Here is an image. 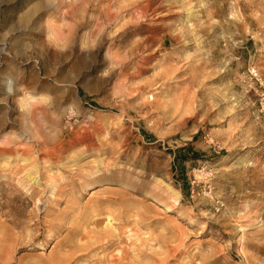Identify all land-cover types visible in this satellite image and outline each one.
Returning a JSON list of instances; mask_svg holds the SVG:
<instances>
[{"label":"rangeland","instance_id":"obj_1","mask_svg":"<svg viewBox=\"0 0 264 264\" xmlns=\"http://www.w3.org/2000/svg\"><path fill=\"white\" fill-rule=\"evenodd\" d=\"M0 264H264V0H0Z\"/></svg>","mask_w":264,"mask_h":264},{"label":"bare ground","instance_id":"obj_2","mask_svg":"<svg viewBox=\"0 0 264 264\" xmlns=\"http://www.w3.org/2000/svg\"><path fill=\"white\" fill-rule=\"evenodd\" d=\"M142 16V15H141ZM87 19V18H86ZM101 25V24H100ZM58 33V32H57ZM60 33V32H59ZM58 33V34H59ZM57 34V35H58ZM60 35H62V33L60 34ZM59 35V36H60ZM89 136V135H88ZM7 143H8V141H7ZM26 147V146H25ZM4 150V149H3ZM23 150V154H22V156L21 157H19L18 155L17 156H15V154H14V152H13V150L11 149L10 150V155H13L12 157L13 158H11L12 160L13 159H15V160H17V159H19L20 161H21V163L18 165V167H19V170L18 169H16L15 171H17L18 170V172L15 174V175H19L22 171H24V170H31L30 168H35L36 169V171H34V172H29V173H27L26 174V181H27V184H39L38 182H39V180H40V174H41V172L38 170V163H40V164H42L41 162H39L38 160L39 159H37V158H34L33 160H31V156H28L29 154V152H28V150H26L25 148L24 149H22ZM63 150H62V148H60V147H57L56 146V144L55 143H53V145L51 146V147H48V146H42V148H41V153H43L44 155H46V156H48V162L49 161H56V159L57 158H59V157H61L60 155H61V152H62ZM11 156H9V158H10ZM31 160V161H30ZM23 161H26V163H27V161H29V163L28 164H26V165H24L23 163ZM17 168V167H16ZM45 170V169H44ZM13 171V170H12ZM91 172V171H90ZM58 173V172H57ZM59 174V173H58ZM11 175V174H10ZM57 175V174H56ZM54 179H55V177H54ZM57 183H58V181H57ZM25 184V183H24ZM27 184H25V186H26V188H27ZM47 187H48V196L49 197H53V198H55V195H54V192H55V190H57V188H58V185L56 184V181L55 180H52V182H47L46 184H45ZM61 187V186H60ZM25 188V189H26ZM172 188V187H171ZM31 189V188H30ZM173 189V188H172ZM176 191V190H175ZM172 192V191H171ZM31 195H33L32 193H31ZM171 197V205H170V207L171 208H174V207H176V206H179L180 205V201H179V194H178V192H174L173 191V193H172V196H170ZM35 201H34V206L33 207H38L39 206V204H41V200H42V193L40 192V193H38V195H36L35 197ZM153 206H155V204H153ZM157 206V205H156ZM159 209H160V207H158ZM166 209L167 210H169V208L168 207H166ZM164 210V209H163ZM38 237V236H37ZM128 258V257H127Z\"/></svg>","mask_w":264,"mask_h":264}]
</instances>
